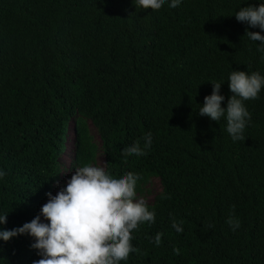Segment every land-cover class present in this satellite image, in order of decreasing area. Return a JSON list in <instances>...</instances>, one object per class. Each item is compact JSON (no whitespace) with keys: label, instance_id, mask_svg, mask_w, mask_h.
I'll return each mask as SVG.
<instances>
[{"label":"trees","instance_id":"16d2710c","mask_svg":"<svg viewBox=\"0 0 264 264\" xmlns=\"http://www.w3.org/2000/svg\"><path fill=\"white\" fill-rule=\"evenodd\" d=\"M257 3L0 0V228L30 222L59 189L72 128V170L100 150L111 175L139 174L136 195L159 181L147 205L154 221L133 230L137 251L120 264H264V88L244 102V140L196 111L210 82L222 83L225 106L232 70L264 75L259 42L244 34L260 30L233 15ZM149 132L145 155L121 152ZM31 243L27 234L0 241V264H33Z\"/></svg>","mask_w":264,"mask_h":264},{"label":"clouds","instance_id":"9594fccd","mask_svg":"<svg viewBox=\"0 0 264 264\" xmlns=\"http://www.w3.org/2000/svg\"><path fill=\"white\" fill-rule=\"evenodd\" d=\"M165 3L175 8L181 0H136L142 9H160ZM238 22L260 31L245 33L250 41L259 42L257 51L264 53V0L253 6L239 7L233 14ZM264 61V55L260 57ZM211 83V94L203 98L196 110L201 116L217 122H226L225 131L233 142L244 140L246 123L250 120L244 102L255 100L264 88V75L253 71L232 70L227 77L231 92L225 106L221 107L224 96L219 94L222 83ZM152 144L151 133L139 141L126 145L121 152L143 156ZM5 172L0 170V180ZM139 174L125 172L111 175L104 167L85 163L74 169L65 185L55 195L46 192V202L30 222L6 230L0 228V241H8L17 235L27 234L32 238L30 247L40 258L33 264H120L129 253L137 249L130 243L132 232L139 225L154 221V211L143 199L136 198ZM6 214H0V225L5 223ZM230 230L239 227L233 217L226 220ZM172 227L177 233L182 228L175 222ZM208 227H212L211 224ZM158 245L160 235L155 236Z\"/></svg>","mask_w":264,"mask_h":264},{"label":"rangeland","instance_id":"374dc122","mask_svg":"<svg viewBox=\"0 0 264 264\" xmlns=\"http://www.w3.org/2000/svg\"><path fill=\"white\" fill-rule=\"evenodd\" d=\"M90 135L92 138L93 143H95L97 146L100 145V140L99 137L96 133V131L90 127ZM73 131L72 128L69 129L68 132V137L66 140V150L61 156L59 162L61 165V173H60V181H59V189L62 188L67 180L70 178L71 174L73 173L74 170L71 169V161L73 159ZM103 155L98 150L95 154L94 162L93 164L97 166L103 167ZM59 189H54L53 195L56 194V192ZM141 193L136 195L137 199H143L147 205L151 204L153 202V199L155 196L161 193V187L159 184V181L157 179H150L146 184H144L141 188Z\"/></svg>","mask_w":264,"mask_h":264}]
</instances>
